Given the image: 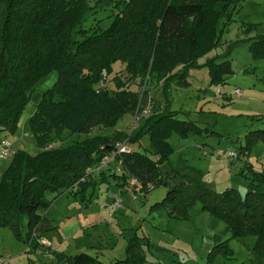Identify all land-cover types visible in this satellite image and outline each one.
I'll return each instance as SVG.
<instances>
[{
    "label": "trees",
    "instance_id": "16d2710c",
    "mask_svg": "<svg viewBox=\"0 0 264 264\" xmlns=\"http://www.w3.org/2000/svg\"><path fill=\"white\" fill-rule=\"evenodd\" d=\"M88 2L0 0V131H14L34 86L52 72L56 81L42 95L29 120L30 133L39 148L61 140L64 134L87 136L97 128H114L141 108L137 93L121 89L116 79L114 91H97L103 71L109 75L112 66L119 63L138 86L148 77L151 82H162L163 94L171 81L186 88L189 71L219 44L221 20L231 18V22L244 0H124L116 4L119 12L111 24L91 33L81 28L91 9ZM229 8L235 13L226 16ZM75 34L79 41L74 40ZM253 44L264 45V40ZM203 67L209 86L225 85L233 73L227 62L209 61ZM255 121L264 122V116ZM204 131L193 122L179 120L165 101L144 120L138 133L129 137V143L135 144L148 135L156 159L137 152L121 155L115 159L121 173L108 172V177L120 181L122 187L135 180L140 191L167 186L161 166L173 153L171 136L186 138ZM126 138L123 132H115L48 149L34 157L14 153L0 180V227H8L19 237L20 219L26 217L29 232L25 242L34 250L39 246L34 233L40 237L54 231L43 216L50 205L44 196L71 191L75 186L81 194L94 189L91 170L111 154L115 142ZM255 145L264 146V129L247 132L238 155L248 156ZM245 169L248 191L244 199L234 189L215 193L176 173L179 182L155 207L183 220L199 202L203 211L226 223L231 239L255 237L245 264H264V171ZM100 172L98 179L103 182L106 174ZM211 254L229 257L233 252L220 244ZM56 258L65 264H103L85 253ZM138 259L129 243L125 259L115 264H134Z\"/></svg>",
    "mask_w": 264,
    "mask_h": 264
},
{
    "label": "rangeland",
    "instance_id": "374dc122",
    "mask_svg": "<svg viewBox=\"0 0 264 264\" xmlns=\"http://www.w3.org/2000/svg\"><path fill=\"white\" fill-rule=\"evenodd\" d=\"M88 1L91 9L81 28L91 33L106 29L119 12L116 4L124 0ZM228 10L226 16L235 13L232 8ZM230 20H221L219 44L197 61V68L190 70L193 71L192 76L189 71L186 88L171 81L163 94L162 82H151L148 77L138 86L129 80L130 75L119 63L114 64L112 72L107 75V89L114 91L115 79L118 80L122 84L121 89L137 93L139 108L150 104L155 112L166 101L178 112L179 120L193 122L205 130L201 135H188L186 138L176 134L171 136L173 153L161 166L167 186H149L147 190L140 191L135 180H129V186L122 187L120 181L108 177V172L116 173L112 166L101 170L106 174L105 181L101 182L98 179L101 172L95 174L99 166L95 167L91 170L96 181L94 191L89 188L81 194L78 192L80 188L75 186L71 191L44 196L50 205L43 216L54 231L40 237L34 233V242L39 244L34 250L25 242L29 232L26 217L20 219L19 237L8 227H0V257L6 259L7 264H65L56 256L69 257L80 253L97 256L103 264H115L125 259L129 243L139 254L138 262L134 264L247 262L255 237L231 239L226 223L203 211L199 202L189 209L188 217L183 220L173 219L166 209L155 207L164 199L167 190L179 182L176 173L184 176L187 182L215 193L234 189L244 199L248 191L245 166L251 167L253 172L264 171V163L260 161L264 146H253L248 156L238 155L240 146H244L245 134L264 129V122L255 121L257 117L264 116V45L253 44L264 40V0H244ZM73 38L75 41L81 39L77 34ZM209 61L231 65L233 73L225 79V85L209 86L207 71L203 67ZM56 78V73L52 72L37 82L14 131H0V141L6 140L13 153L22 152L34 157L42 151L66 147L86 138L110 136L115 132L126 134L136 113L141 111L137 109L134 116L124 117L114 128H97L87 136L69 137L64 134L61 140L39 148L30 133L29 120L42 95L52 88ZM234 89L241 92L240 97L229 96ZM217 90H222V94H216ZM143 122H138L132 136L138 133ZM129 147L132 152L156 159L148 135H143L138 143H129ZM217 151L234 152L238 157L235 160L224 159L216 156ZM11 160L12 157L0 161V180ZM111 195L121 204L114 212L110 210ZM220 244H226L233 255L211 254L213 248Z\"/></svg>",
    "mask_w": 264,
    "mask_h": 264
},
{
    "label": "built area",
    "instance_id": "2783aa9c",
    "mask_svg": "<svg viewBox=\"0 0 264 264\" xmlns=\"http://www.w3.org/2000/svg\"><path fill=\"white\" fill-rule=\"evenodd\" d=\"M107 79H108V76L106 72L103 71L101 73V80L96 85L97 91L104 90L107 88ZM215 93L220 95L222 94V90H217ZM229 96L230 97L231 96L240 97L241 92L238 89H234L229 93ZM152 112H153L152 106L150 104H147L141 109L140 112L136 113L135 117L133 118V124L131 125V128L129 129L128 132H126L127 138L123 141H118L114 144L110 156L101 161L99 167L95 170V174L96 172H100L102 169L110 168V166H112L113 170L116 173H119V174L121 173L118 164L115 165L114 159L121 155L130 154L132 152L131 148L129 147V137L132 136L133 131L137 127L138 122L140 120H145L146 118H148ZM13 154L14 153L11 150L10 144L6 140H1L0 141V161L6 160L12 157ZM216 156L224 158V159H229V160H235L238 157L234 152H229V151L227 152L217 151ZM260 161L264 163V155L261 156ZM111 199H112V205L110 207V210L114 212L116 208L121 207V204H120V201L116 197L112 196ZM0 264H7V260L0 257Z\"/></svg>",
    "mask_w": 264,
    "mask_h": 264
},
{
    "label": "crops",
    "instance_id": "0c3cea01",
    "mask_svg": "<svg viewBox=\"0 0 264 264\" xmlns=\"http://www.w3.org/2000/svg\"><path fill=\"white\" fill-rule=\"evenodd\" d=\"M192 73H193V71H190V76H192ZM189 85H190V83H189ZM170 108H171L172 111H174V110H173V106H171ZM175 112H177V111H175ZM177 113H178V112H177ZM93 191H94V189H93ZM94 205H97V202H95ZM100 208L104 209V207H102V206H100ZM95 257H97V256H95ZM97 258H98V257H97Z\"/></svg>",
    "mask_w": 264,
    "mask_h": 264
}]
</instances>
